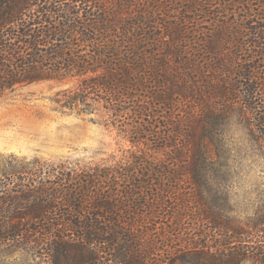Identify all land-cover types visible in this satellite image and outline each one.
Masks as SVG:
<instances>
[{"label":"trees","instance_id":"16d2710c","mask_svg":"<svg viewBox=\"0 0 264 264\" xmlns=\"http://www.w3.org/2000/svg\"><path fill=\"white\" fill-rule=\"evenodd\" d=\"M147 1L0 0V98L9 90L36 82L77 79V86L66 90L63 100H58L61 107L76 109L80 114L101 109L99 116L106 124L121 129L134 146L149 145L153 138L158 145L155 149L170 148V159L184 162L211 158L205 144L206 120L227 118L233 109L242 114L243 105L251 113L252 124L264 131V99L262 105L256 103L264 97V74L259 73L261 65L256 62L259 57L245 55V59H239L232 49L237 45L233 39L235 27L249 29V23H219L220 19L213 18L218 24L205 31L202 18L178 19L170 14L164 21L158 7L152 0ZM175 1L182 0L172 3ZM203 4L208 5V1ZM200 9L197 14L205 15ZM257 13L247 12V18H264V14ZM195 22L198 35H202L198 36L195 56L209 64L207 70L193 61ZM250 36L264 38V27L252 28ZM242 43L259 47L252 39ZM197 68L201 74L200 99H196L197 92L190 82ZM208 71L214 75L206 82ZM223 75L230 80L222 81ZM149 85L159 88L154 90ZM201 94L220 99L222 104L203 101ZM127 100L138 104L124 107ZM187 100L193 103L183 112L178 104H186ZM160 119L169 123V140L162 134ZM180 139L184 140L182 146L176 144ZM131 155L137 157L135 165L141 167L140 182L133 187H116L108 195L99 193L102 205H94L91 200L98 188L92 177L60 178L62 182L54 187H47L46 181H40L39 186L20 185L17 196L3 193L0 245L27 241L45 251L51 246L64 256L66 264H104L105 254L113 264H147L150 248L143 249L140 237L131 238L135 235L119 212L141 195L147 199V204H141L154 208L156 198L166 188L161 185L162 178L176 173L154 168L148 159L151 156L141 149ZM124 171L127 174L123 179L130 180L138 170ZM38 173L35 170L33 174ZM150 189L153 193L145 194ZM96 207L100 211H95ZM102 219L111 226L105 227ZM220 221L213 220L214 229L225 226ZM215 254L204 253L189 258L188 263L211 264ZM247 256L237 255L243 259ZM260 259L264 264V251Z\"/></svg>","mask_w":264,"mask_h":264},{"label":"rangeland","instance_id":"374dc122","mask_svg":"<svg viewBox=\"0 0 264 264\" xmlns=\"http://www.w3.org/2000/svg\"><path fill=\"white\" fill-rule=\"evenodd\" d=\"M182 1L152 0V3L158 7L164 21L170 14L178 19L200 17L205 31L218 24L213 18L220 19L219 23L248 22L249 29L240 28V25L235 27L237 33L233 39L237 40V45L232 49L239 54V59H245V55L259 57L256 61L257 65H261L259 73L264 74V38L250 36L252 28L264 27V18L256 15L247 18V12L264 14V0H207L208 5L203 4L205 0ZM112 2L117 3V0ZM201 7L205 15L199 16L197 10ZM193 28V61L207 70L209 64L195 56L198 40L202 38L197 33V22L193 23ZM208 35L211 36L210 33ZM251 39L259 47L254 49L250 44L242 43ZM192 75L193 79L188 77V80L197 92L196 99H200L201 74L198 68ZM211 75L214 73L208 71L206 82ZM227 79L230 80V77L226 75L221 78L222 81ZM77 84V79L46 80L9 90L0 98V197L3 193L6 196L19 195L16 190L20 185L39 186L42 184L40 181H46L47 187H54L57 182H62L60 178L86 180L92 177L98 188L95 189L97 195L93 194L91 200L94 205H102L99 193L108 195L116 187H133L140 182L141 175L138 174L142 170L139 164L135 165L137 157L134 159L131 154L141 149L151 156L147 157L154 168L162 167L176 173L162 178L161 185L166 188L159 193L154 208L143 206L141 202L147 204V199L141 195L121 207L119 212L130 225L128 230L135 235L131 238L140 237L143 249L150 248L147 264H190L189 258L201 257L208 252L216 253L211 264H263L260 258L264 251V223L261 226L258 224L264 221V131L252 124L251 113L244 105L240 108L245 113L233 109L227 118L206 120L204 130L208 139L205 144L212 154L211 158L189 159L187 163L170 159V148L155 149L158 145L153 138L148 141L149 145L134 146L128 136L120 132L121 129L106 124L99 116L101 109L80 114L76 109L61 107L58 100H63V93ZM151 86L154 90L159 88ZM201 98L215 105L222 104L220 99L209 94H201ZM196 99L192 101L198 102ZM262 99L264 97L258 98L256 103L262 105ZM135 101L127 100L123 106L133 108L138 104ZM187 102L178 104L183 112L193 103L190 105ZM104 110L102 108V113H105ZM135 120L139 122L137 118ZM159 122L162 134L169 140V123L164 119ZM158 144L162 146V143ZM176 144L182 146L184 140L180 139ZM128 168L139 173L137 171L130 180H125L123 177L127 172L124 170ZM35 170L39 173L33 174ZM152 193V189L145 192ZM162 202L164 204L160 205ZM95 211L100 209L96 207ZM215 219H220L225 226L214 229ZM102 222L105 227L111 226L105 219ZM109 231L112 232L111 229ZM238 254L249 256L243 259L237 257ZM107 257L105 254L102 259L104 264H113L112 260H106ZM225 257L232 260L224 261ZM66 262L64 256L58 255L51 246H47L45 251L38 250L27 241L0 245V264Z\"/></svg>","mask_w":264,"mask_h":264}]
</instances>
